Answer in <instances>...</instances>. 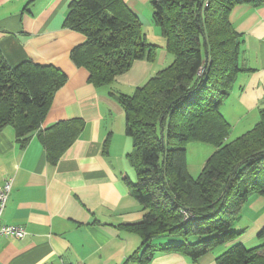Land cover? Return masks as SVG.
<instances>
[{
    "label": "trees",
    "instance_id": "trees-1",
    "mask_svg": "<svg viewBox=\"0 0 264 264\" xmlns=\"http://www.w3.org/2000/svg\"><path fill=\"white\" fill-rule=\"evenodd\" d=\"M264 0H153V22L167 40L173 63L116 99L133 141L128 155L136 181L126 178L145 214L126 228L142 237L137 256L147 262L152 242L172 238L160 248L197 260L238 239L235 230L244 206L264 197V109L257 124L228 142L230 123L220 106L244 69L240 35L230 13L239 4ZM66 27L85 36L71 59L89 72L96 87L110 85L136 61L153 60L142 23L125 0H76ZM68 77L60 69L25 61L11 67L0 54V132L12 127L25 146L36 133L55 165L83 131V124L59 122L43 128L56 92ZM199 142L215 151L195 178L188 170L187 146ZM264 238V229L259 233ZM217 264H264V243L247 248L234 243Z\"/></svg>",
    "mask_w": 264,
    "mask_h": 264
},
{
    "label": "crops",
    "instance_id": "crops-1",
    "mask_svg": "<svg viewBox=\"0 0 264 264\" xmlns=\"http://www.w3.org/2000/svg\"><path fill=\"white\" fill-rule=\"evenodd\" d=\"M73 1L0 0V54L5 61L11 67L25 61L54 66L68 77L43 128L68 121L84 126L55 165L36 133L22 146L12 127L0 132V183L14 179L3 223L27 232L21 240L0 238V264H217L234 243L247 248L263 244L264 197L253 196L234 224L241 236L226 246L193 260L160 249L176 240L157 238L150 260H137L142 237L126 226L139 222L145 211L126 181H136L128 160L133 141L116 96H132L169 67L174 56L153 22V0H125L138 15L147 42L156 47L154 59L136 61L110 85L94 86L89 72L71 59L86 40L65 25ZM230 21L241 38L244 70L220 106L234 133L228 142L251 130L264 109V3L235 6Z\"/></svg>",
    "mask_w": 264,
    "mask_h": 264
},
{
    "label": "built area",
    "instance_id": "built-area-1",
    "mask_svg": "<svg viewBox=\"0 0 264 264\" xmlns=\"http://www.w3.org/2000/svg\"><path fill=\"white\" fill-rule=\"evenodd\" d=\"M14 179L0 183V238L24 239L27 232L23 227L3 223V216L12 193Z\"/></svg>",
    "mask_w": 264,
    "mask_h": 264
},
{
    "label": "rangeland",
    "instance_id": "rangeland-1",
    "mask_svg": "<svg viewBox=\"0 0 264 264\" xmlns=\"http://www.w3.org/2000/svg\"><path fill=\"white\" fill-rule=\"evenodd\" d=\"M233 134V132H230L231 136ZM214 150L213 146L199 142H193L187 146L188 170L193 177L197 178L200 175Z\"/></svg>",
    "mask_w": 264,
    "mask_h": 264
}]
</instances>
